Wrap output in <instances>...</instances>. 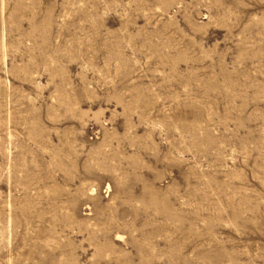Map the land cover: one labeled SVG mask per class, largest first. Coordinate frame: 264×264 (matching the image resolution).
I'll list each match as a JSON object with an SVG mask.
<instances>
[{
  "label": "rangeland",
  "instance_id": "1",
  "mask_svg": "<svg viewBox=\"0 0 264 264\" xmlns=\"http://www.w3.org/2000/svg\"><path fill=\"white\" fill-rule=\"evenodd\" d=\"M0 264H264V0H0Z\"/></svg>",
  "mask_w": 264,
  "mask_h": 264
}]
</instances>
